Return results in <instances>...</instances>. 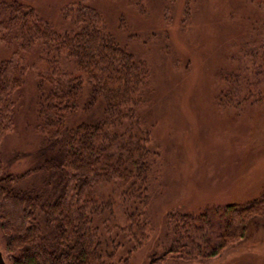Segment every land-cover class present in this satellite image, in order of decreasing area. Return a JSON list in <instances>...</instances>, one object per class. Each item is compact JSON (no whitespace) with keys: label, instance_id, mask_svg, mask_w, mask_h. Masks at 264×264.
<instances>
[{"label":"rangeland","instance_id":"1","mask_svg":"<svg viewBox=\"0 0 264 264\" xmlns=\"http://www.w3.org/2000/svg\"><path fill=\"white\" fill-rule=\"evenodd\" d=\"M17 1L30 5L58 32L70 28L61 18V8L87 3L101 14L106 29L134 60L149 67L148 101L140 112L150 128L159 170L151 178L144 214L134 218L131 231L118 233L116 243L123 247L109 264H122L126 251L135 244L133 234L141 243L131 252L129 264H264V225L248 230L247 235L237 232L231 244L207 261L176 252L163 257L160 247L169 212L206 213L215 220L212 232H216L227 217L223 208L245 205L264 191L262 0ZM13 51L0 42V62ZM20 53L28 70L15 94L12 126L0 143L5 172L14 174L34 164L33 154L42 142L35 130L40 47ZM87 94L86 87L83 106ZM103 108L102 101H97L78 109L68 125L95 122L102 118ZM40 181L38 172L17 186ZM102 191L114 203L113 216L103 214L96 225L107 219L110 226L115 221L123 225L129 207L123 204L121 190L104 187ZM0 249H4L1 229Z\"/></svg>","mask_w":264,"mask_h":264},{"label":"trees","instance_id":"2","mask_svg":"<svg viewBox=\"0 0 264 264\" xmlns=\"http://www.w3.org/2000/svg\"><path fill=\"white\" fill-rule=\"evenodd\" d=\"M61 18L70 28L58 32L30 5L0 0V42L14 48L0 62V143L12 126L15 94L28 70L20 52L39 46L42 61L36 69L35 126L42 142L33 154L34 164L19 174L6 173L0 154V250L6 264L114 263L123 247L116 243L118 233L131 231L134 218L144 214L151 178L159 170L150 128L140 112L151 84L148 65L134 60L89 4H65ZM97 101L104 105L102 118L68 125L78 109ZM38 172V185L17 186ZM104 187H118L129 207L121 226L116 221L110 226L109 219L96 225L103 214L113 216L114 203ZM223 213L227 217L212 232L215 220L206 213L169 212L162 256L176 252L200 261L215 257L238 233L264 225V191L245 205L226 206ZM133 237L135 244L122 264H129L141 243Z\"/></svg>","mask_w":264,"mask_h":264},{"label":"water","instance_id":"3","mask_svg":"<svg viewBox=\"0 0 264 264\" xmlns=\"http://www.w3.org/2000/svg\"><path fill=\"white\" fill-rule=\"evenodd\" d=\"M0 264H6V262H5L4 258H3L1 250H0Z\"/></svg>","mask_w":264,"mask_h":264}]
</instances>
